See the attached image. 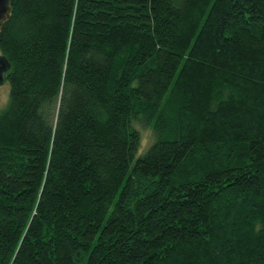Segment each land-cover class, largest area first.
<instances>
[{"label": "trees", "instance_id": "obj_1", "mask_svg": "<svg viewBox=\"0 0 264 264\" xmlns=\"http://www.w3.org/2000/svg\"><path fill=\"white\" fill-rule=\"evenodd\" d=\"M10 9L0 264H264V0Z\"/></svg>", "mask_w": 264, "mask_h": 264}, {"label": "rangeland", "instance_id": "obj_2", "mask_svg": "<svg viewBox=\"0 0 264 264\" xmlns=\"http://www.w3.org/2000/svg\"><path fill=\"white\" fill-rule=\"evenodd\" d=\"M5 72V70H4ZM8 87H9V84H8V79L6 77H4L2 79V81L0 82V107H2L3 103L5 102L6 98H7V92H8ZM134 122H136V124L138 125V128H139V131L141 132V144L139 146L138 149H140L145 140L149 138L150 136V126L147 122H143V121H140V120H134Z\"/></svg>", "mask_w": 264, "mask_h": 264}, {"label": "water", "instance_id": "obj_3", "mask_svg": "<svg viewBox=\"0 0 264 264\" xmlns=\"http://www.w3.org/2000/svg\"><path fill=\"white\" fill-rule=\"evenodd\" d=\"M10 10V0H0V27L4 19L9 15ZM9 64V59L6 54L0 51V82L5 77L4 70Z\"/></svg>", "mask_w": 264, "mask_h": 264}]
</instances>
